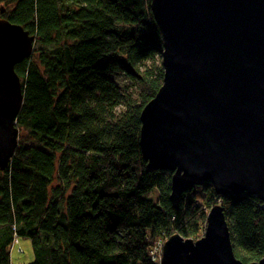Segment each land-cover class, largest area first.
Instances as JSON below:
<instances>
[{
    "label": "trees",
    "instance_id": "16d2710c",
    "mask_svg": "<svg viewBox=\"0 0 264 264\" xmlns=\"http://www.w3.org/2000/svg\"><path fill=\"white\" fill-rule=\"evenodd\" d=\"M0 18L35 38L14 68L23 101L17 148L0 170V264H11L15 238L31 242L27 264H159L154 243L198 239L216 204L235 257H263L258 197L204 183L174 209L171 173L146 168L140 113L163 80L150 0H0Z\"/></svg>",
    "mask_w": 264,
    "mask_h": 264
},
{
    "label": "water",
    "instance_id": "95a60500",
    "mask_svg": "<svg viewBox=\"0 0 264 264\" xmlns=\"http://www.w3.org/2000/svg\"><path fill=\"white\" fill-rule=\"evenodd\" d=\"M162 40V85L140 113L139 148L149 171L171 173L172 207L190 186L256 196L264 208V0H150ZM35 38L0 18V170L17 148L23 89L15 66ZM159 264H243L223 209L203 234H172ZM248 264H264L263 257Z\"/></svg>",
    "mask_w": 264,
    "mask_h": 264
},
{
    "label": "rangeland",
    "instance_id": "374dc122",
    "mask_svg": "<svg viewBox=\"0 0 264 264\" xmlns=\"http://www.w3.org/2000/svg\"><path fill=\"white\" fill-rule=\"evenodd\" d=\"M118 82L121 84V80ZM149 197L155 196V192L148 195ZM165 240H157L153 247L152 253L154 254V261L158 262L161 258L162 246ZM33 261V252L31 247V242L29 239H18L17 243L12 244L10 250V263L11 264H27Z\"/></svg>",
    "mask_w": 264,
    "mask_h": 264
},
{
    "label": "built area",
    "instance_id": "2783aa9c",
    "mask_svg": "<svg viewBox=\"0 0 264 264\" xmlns=\"http://www.w3.org/2000/svg\"><path fill=\"white\" fill-rule=\"evenodd\" d=\"M17 241H18V239L16 238L15 240H14V243H17ZM153 251V250H152ZM152 251H151V259L152 260H154V254L152 253ZM154 252V251H153Z\"/></svg>",
    "mask_w": 264,
    "mask_h": 264
},
{
    "label": "bare ground",
    "instance_id": "6f19581e",
    "mask_svg": "<svg viewBox=\"0 0 264 264\" xmlns=\"http://www.w3.org/2000/svg\"><path fill=\"white\" fill-rule=\"evenodd\" d=\"M15 239H16V238H15ZM15 239H14V240H15ZM12 244H14V242H13Z\"/></svg>",
    "mask_w": 264,
    "mask_h": 264
}]
</instances>
